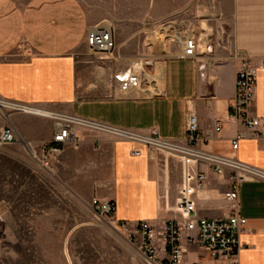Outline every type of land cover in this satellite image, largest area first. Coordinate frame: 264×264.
<instances>
[{"label":"crops","instance_id":"crops-1","mask_svg":"<svg viewBox=\"0 0 264 264\" xmlns=\"http://www.w3.org/2000/svg\"><path fill=\"white\" fill-rule=\"evenodd\" d=\"M203 2L205 6L193 5L190 10L188 7V16L181 15L179 7L174 8V22L169 24L182 37L165 38L164 47L156 49L164 50L168 41L167 49L151 53L155 60L147 68L148 76L140 87L121 92L116 84L113 96L83 98L78 88L77 57L80 48L87 46L86 36L94 24L83 2L0 0V97L141 131L157 127L163 137L174 139L185 137L186 113L193 107L202 133L210 136L207 142H197L198 148L264 169V141L245 138L234 150L231 139L237 129H244L226 123L238 66L229 57L236 50L258 66L252 113L264 117V0ZM190 35L199 42V55L195 58L180 55V41ZM210 44L213 51L205 53ZM119 58L130 64L138 57ZM20 114H15L12 122L21 139L38 144L50 139V122L38 132V121ZM218 121L225 124L219 131L215 129ZM80 133L83 142L77 148L67 147L58 166L68 164V157L77 166L86 163L85 173L79 174L76 182L86 179L94 184L91 192H86L87 198L93 195L114 200L115 221L150 220L159 226L165 220L182 218L177 211L184 171L179 159L158 153L149 157L143 146L110 135L85 129H80ZM95 140H99V146ZM135 148L142 149L140 156L132 154ZM105 163L109 172L102 177L98 171ZM197 169L205 171L207 179L203 189L192 187L194 216L223 219L228 211L224 193L229 172L215 175L205 164H199L192 169L193 176ZM239 197L246 224L240 235L238 264H264V181L242 183ZM190 263L229 261L213 260L202 248Z\"/></svg>","mask_w":264,"mask_h":264},{"label":"rangeland","instance_id":"rangeland-1","mask_svg":"<svg viewBox=\"0 0 264 264\" xmlns=\"http://www.w3.org/2000/svg\"><path fill=\"white\" fill-rule=\"evenodd\" d=\"M81 1L93 18V26L108 20L117 39L116 49L108 57L91 53L87 46L80 48L77 73L83 98L115 94L114 75L129 65L120 55L137 58L164 52L168 41L159 51L156 48L164 45L157 46L155 36L174 22V8L188 16V7L206 5L203 0ZM17 113L34 117L38 132L48 122L53 123L40 114L0 106V133L6 126L13 127L12 118ZM58 163L53 170L43 167L21 142L0 146V264H158L145 259L129 242L126 231L114 229L111 218H97L92 207L95 196H85L94 184L86 179L76 182L79 174L85 173L86 163L77 166L71 157L63 167ZM108 172L105 163L98 174L105 177ZM195 247L187 245L189 262L202 249Z\"/></svg>","mask_w":264,"mask_h":264},{"label":"built area","instance_id":"built-area-1","mask_svg":"<svg viewBox=\"0 0 264 264\" xmlns=\"http://www.w3.org/2000/svg\"><path fill=\"white\" fill-rule=\"evenodd\" d=\"M86 43L89 51L100 57H108L116 49V41L111 27L94 25L87 33ZM182 57L195 58L199 49L198 39L193 36L183 37L180 41ZM213 51L212 44L205 48V53ZM238 62L236 70L235 95L230 103L226 123L237 129L231 139V147L237 150L240 141L255 137L264 141V117L252 113L256 98L258 66L241 51H234L229 57ZM155 57L143 55L131 62L124 70L114 75V80L121 92L138 88L147 78V68L154 63ZM0 106H8L14 110L26 111L24 106L0 97ZM4 103V104H2ZM41 115V114H40ZM52 119L50 139L40 144L21 139L12 126H6L0 133V146L21 142L31 150V156L43 167L53 170L59 162L61 154L67 147L77 148L83 142L80 129L97 134L110 135L115 139L139 144L145 148L150 157L155 153L166 157L177 158L183 165V183L181 196L177 203V211L182 218H171L159 226L150 220H139L134 223L115 221L113 218L116 203L112 199L93 198L92 207L98 219L111 218L116 230L128 233L130 243L149 263L158 264H197L190 263L186 255L187 245L203 248L213 260H227L229 264H238L237 255L241 249L240 235L244 231L246 218L240 213V187L247 181H264V169L243 162L235 157L225 156L203 148L197 142H207L209 135L202 133L198 117L193 107L186 113V135L183 139L163 137L157 127L149 131L113 125L104 121L83 117L58 110H48L42 114ZM222 121L216 123L219 131L224 127ZM100 145L99 140H95ZM132 154L140 156L141 148L132 150ZM205 164L215 175L229 172V184L224 193L227 215L223 219L196 218L195 205L192 198V187L201 190L205 187L207 174L197 169L193 176V168Z\"/></svg>","mask_w":264,"mask_h":264},{"label":"bare ground","instance_id":"bare-ground-1","mask_svg":"<svg viewBox=\"0 0 264 264\" xmlns=\"http://www.w3.org/2000/svg\"><path fill=\"white\" fill-rule=\"evenodd\" d=\"M109 21L107 20V22L104 23V21L102 22V26L105 27H110ZM172 37H179L181 38L182 35L177 31V29L171 25L168 24L166 26H163L162 29H160L158 32H156V36L155 38L157 39L156 41V45L157 46H162L165 43V38H172ZM157 86V85H156ZM146 87V86H145ZM142 89V88H141ZM151 89V88H150ZM150 93V92H149ZM146 94V93H145ZM1 104V103H0ZM4 104V103H2ZM24 109H26V112L29 113H33V114H46L47 110L41 109V108H35L34 106H24ZM67 255V254H66ZM69 258V257H68ZM70 260V259H69Z\"/></svg>","mask_w":264,"mask_h":264}]
</instances>
